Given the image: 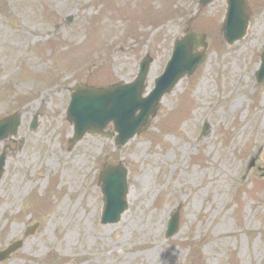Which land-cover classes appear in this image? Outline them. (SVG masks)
Wrapping results in <instances>:
<instances>
[{
  "label": "rangeland",
  "instance_id": "rangeland-1",
  "mask_svg": "<svg viewBox=\"0 0 264 264\" xmlns=\"http://www.w3.org/2000/svg\"><path fill=\"white\" fill-rule=\"evenodd\" d=\"M197 5L0 0V119L20 117L17 134L0 141V250L23 241L0 264H264V81L255 82L264 0H249L246 35L229 46L219 31L224 0ZM189 25L206 35L205 59L148 127L121 147L89 134L69 147L71 87L129 83L150 55L149 91ZM104 163L129 171L127 209L105 226ZM176 208L179 230L166 237Z\"/></svg>",
  "mask_w": 264,
  "mask_h": 264
},
{
  "label": "water",
  "instance_id": "water-1",
  "mask_svg": "<svg viewBox=\"0 0 264 264\" xmlns=\"http://www.w3.org/2000/svg\"><path fill=\"white\" fill-rule=\"evenodd\" d=\"M246 2L247 0H227L228 7L222 30L228 43L241 38L245 32L248 18ZM194 37L193 34H188L181 42L175 43L172 60L168 62L165 73L156 80L155 88L146 98H142L141 94L144 91L143 80L148 60L140 63L138 76L133 83L121 86L114 91L77 88V91L71 96L67 109L68 118L73 123L71 142L80 139L85 132H102L105 125L112 121L118 132L115 142L117 145H123L142 127H145L149 117L155 114L158 100L163 93L170 90L179 76L186 72L190 73L201 60V54L189 55L188 53L190 49L188 42ZM187 56L189 58L186 60ZM263 78L264 51L261 66L257 71V80ZM137 109L140 110L138 115L135 114ZM15 117L14 115L0 121V139L6 136V130L15 133L16 126L19 124ZM3 164L4 153L0 154V173ZM126 174L127 170L120 165L104 166L100 176V188L103 195L101 224L116 223L127 208ZM177 229L178 211H175L168 221L166 236H172L177 232ZM28 230L32 231L33 227ZM19 244L20 242H15L6 250L0 251V260L7 258Z\"/></svg>",
  "mask_w": 264,
  "mask_h": 264
}]
</instances>
